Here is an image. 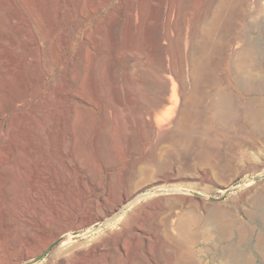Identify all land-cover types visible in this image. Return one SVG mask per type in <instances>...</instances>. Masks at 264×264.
<instances>
[{"label":"rangeland","instance_id":"rangeland-1","mask_svg":"<svg viewBox=\"0 0 264 264\" xmlns=\"http://www.w3.org/2000/svg\"><path fill=\"white\" fill-rule=\"evenodd\" d=\"M37 1L0 0V264H264V0Z\"/></svg>","mask_w":264,"mask_h":264},{"label":"bare ground","instance_id":"bare-ground-1","mask_svg":"<svg viewBox=\"0 0 264 264\" xmlns=\"http://www.w3.org/2000/svg\"><path fill=\"white\" fill-rule=\"evenodd\" d=\"M32 2L34 3L33 5H35V6H37V7H39V3H38V1L37 0H32ZM81 76V78L83 77L82 75H80ZM80 78V79H81ZM84 78H85V75H84V77L82 78V80L81 81H84ZM234 79V78H233ZM235 79H236V77H235ZM254 79L253 78H246V79H244V78H240L239 80H237L236 81V83H234V82H232V84H233V86H235V89H234V91H243V92H245V93H252V92H254L255 90H256V88H258V87H256V84H255V82L253 81ZM259 86V85H258ZM202 92V91H201ZM224 93V92H223ZM228 93V92H227ZM197 94V93H196ZM203 94H204V92H203ZM202 94V95H203ZM201 95V94H200ZM218 96V95H217ZM234 96H236V95H234ZM232 94H222V93H220L219 94V96H218V98H217V100L215 101V107H216V110L215 111H217V109H218V111H217V113L216 114H214V116H217V119H218V117H220V118H222V117H227V116H229L231 113H233V115L235 116V115H239L240 114V112L239 113H237V111H239L238 110V108H239V105L237 104L238 102L235 100V97H234ZM249 100H250V98H249ZM240 101V100H239ZM251 101H252V99H251ZM234 102L236 103V105H238V107L236 108V106L234 105ZM253 103V102H252ZM251 103V104H252ZM247 104H250L249 102L247 103ZM251 104L249 105V106H247V109L245 110L244 109V112H243V114H242V118L245 120V123H247V122H251V124L254 122H258V121H261V122H259V124H257V123H255V124H257V125H254V126H263V128H264V117L262 118H260V114L262 113L260 110V112L261 113H258V110H257V108L256 109H254V107H252L254 104H252V106H251ZM257 107V106H256ZM257 110V111H256ZM238 115H237V118H238ZM264 115V113H262V116ZM233 116V118H236V116L234 117ZM241 116V115H240ZM219 118V119H220ZM227 118H229V117H227ZM231 118V117H230ZM230 118H229V120H230ZM241 118V119H242ZM222 119H224V118H222ZM226 119V118H225ZM238 119H240V117L238 118ZM261 119V120H260ZM262 119H263V121H262ZM221 120V119H220ZM227 120V119H226ZM235 120V119H234ZM237 120V119H236ZM239 121V120H238ZM242 121V120H241ZM247 121V122H246ZM213 122V121H212ZM224 122V121H223ZM237 122V121H236ZM243 122V121H242ZM253 123V124H254ZM88 124H89V121L87 120V119H85L84 117H80V119H79V122H78V129H77V140H76V145H74V147H76V149H77V153L79 154V156L82 158V159H84L85 161H87L88 160V153H87V150H86V134H87V129H88ZM237 124V123H236ZM251 124H249V125H251ZM239 126V125H238ZM243 127V126H242ZM245 127V126H244ZM246 128V127H245ZM251 128H253L254 129V127H253V125H252V127ZM262 128V129H263ZM256 130V129H255ZM224 131V130H223ZM226 136V135H225ZM114 138V137H113ZM112 138V141L113 140H115L116 141V139H113ZM210 139V138H209ZM211 141H213V140H211ZM220 141V140H219ZM201 143V142H200ZM203 143V142H202ZM204 144V143H203ZM207 146V145H206ZM262 208V207H261ZM261 210V209H260ZM263 210V209H262ZM260 215H262V214H260ZM65 227H62L61 228V230H59V233H57V234H55V236L56 237H58L59 236V234L60 233H63L62 235H61V237H64V238H66L67 239V235L66 234H64L65 232ZM55 236H53V235H51V237H55ZM263 237V236H262ZM69 238V237H68ZM261 238V237H260ZM52 239V238H51ZM55 239V238H54ZM262 239V238H261ZM47 240V239H46ZM45 240V241H46ZM49 240H50V238H48V242H49ZM264 240V239H263ZM51 241V240H50ZM258 241V240H257ZM262 244V243H261ZM258 245V244H257ZM263 246H264V244H262ZM42 246V245H41ZM259 246V245H258ZM261 248V247H260ZM38 250L37 251H35L36 253H39L40 252V247L39 248H37ZM40 249V250H39ZM246 249V248H245ZM263 249H264V247H263ZM34 251H29V252H22V253H20L19 255H17L16 257H15V259H14V261L11 263V264H19L21 261H23V260H26L27 262L26 263H29V262H32L33 260H34V258L36 257V253H35ZM229 253H231V252H229ZM228 252H226L223 256H222V259H227L228 261V263L229 264H241V262L243 261V256H244V252L243 251H234V252H232L231 254H229ZM248 254H250V253H248ZM251 256V255H250ZM247 258H249V257H247ZM246 259V258H245ZM244 259V260H245Z\"/></svg>","mask_w":264,"mask_h":264},{"label":"water","instance_id":"water-1","mask_svg":"<svg viewBox=\"0 0 264 264\" xmlns=\"http://www.w3.org/2000/svg\"><path fill=\"white\" fill-rule=\"evenodd\" d=\"M197 195L204 197V195H202L200 193H197ZM208 199L211 200V201H217V200H220L221 198L214 197V196H209ZM62 240H63V238H59V239L55 240L53 243H51L42 253H40L39 255H37L34 258L33 262L43 259L47 255L49 250H51L53 247H55Z\"/></svg>","mask_w":264,"mask_h":264}]
</instances>
